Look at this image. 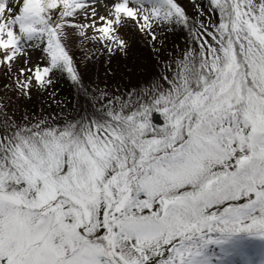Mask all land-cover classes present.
I'll return each instance as SVG.
<instances>
[{"label": "snow or ice", "instance_id": "1", "mask_svg": "<svg viewBox=\"0 0 264 264\" xmlns=\"http://www.w3.org/2000/svg\"><path fill=\"white\" fill-rule=\"evenodd\" d=\"M189 2L0 0V264H264V0ZM122 33L160 69L125 91L73 54L115 79Z\"/></svg>", "mask_w": 264, "mask_h": 264}, {"label": "rangeland", "instance_id": "2", "mask_svg": "<svg viewBox=\"0 0 264 264\" xmlns=\"http://www.w3.org/2000/svg\"><path fill=\"white\" fill-rule=\"evenodd\" d=\"M180 2L187 9L190 15L194 13L195 10L192 8L189 0H180ZM198 2L206 5V0H198ZM96 7L101 11V14H104L102 4H97ZM122 35L128 40L130 51L127 57L120 56L118 60H114L112 62L113 68L119 67L121 69L115 79L111 78V72L104 75L101 74V64L105 65L107 59L105 58L107 57L106 53L101 59H94L91 63H87L85 58L92 55L97 46L88 41H85L83 47H81L78 43L76 44L73 48V54L81 71L88 80L99 84L101 87L108 85L113 89L119 87L121 91H125L132 85H143L146 81L152 79L155 72L160 70L156 67L159 57L153 52L152 45L146 42V38L138 33L135 36H131L128 33H122ZM184 35L185 34L181 32V30L177 29L175 32L165 34L162 39L165 41L167 48L171 46V50L176 46L183 47L185 44ZM178 36L180 38H178ZM174 38L176 40H174ZM171 43L173 45H171ZM38 55L39 53L33 54V60L36 63H40L37 59ZM96 55L100 56V53H96ZM97 61L101 62L98 63ZM132 69H135V71H132ZM63 78L67 79L66 77H58L56 80V98L57 100L64 101L68 105H72L75 102L76 92L71 84V81H67ZM65 87H68V89H65ZM48 102L47 94H45L43 99H39L33 104V108L37 113H39L41 105L43 104L47 107ZM48 111H51V109H48Z\"/></svg>", "mask_w": 264, "mask_h": 264}, {"label": "trees", "instance_id": "3", "mask_svg": "<svg viewBox=\"0 0 264 264\" xmlns=\"http://www.w3.org/2000/svg\"><path fill=\"white\" fill-rule=\"evenodd\" d=\"M185 36V35H184ZM178 38H180L179 36H178ZM173 40V39H172ZM174 40H176L175 38H174ZM171 45H173L172 43H171ZM171 48V46L170 47H168V49H170ZM105 58H107V57H105ZM102 61V60H101ZM101 61H97L98 63H100ZM102 65V69H101V74H108V72H106L105 71V69H107L108 68V62H107V59H106V63H105V65L104 64H101ZM92 74H95V73H92ZM65 89H68V87H65Z\"/></svg>", "mask_w": 264, "mask_h": 264}, {"label": "water", "instance_id": "4", "mask_svg": "<svg viewBox=\"0 0 264 264\" xmlns=\"http://www.w3.org/2000/svg\"><path fill=\"white\" fill-rule=\"evenodd\" d=\"M156 120H157V123L159 122V118L158 117H156Z\"/></svg>", "mask_w": 264, "mask_h": 264}]
</instances>
